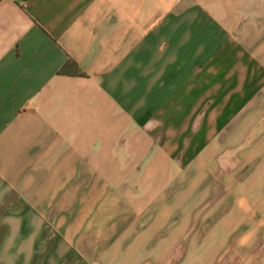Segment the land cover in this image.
Here are the masks:
<instances>
[{
  "label": "crops",
  "instance_id": "0c3cea01",
  "mask_svg": "<svg viewBox=\"0 0 264 264\" xmlns=\"http://www.w3.org/2000/svg\"><path fill=\"white\" fill-rule=\"evenodd\" d=\"M262 3L0 0V264H215L251 234L227 218L208 254L193 237L168 262L200 201L183 190L195 139L257 121L264 19L235 17Z\"/></svg>",
  "mask_w": 264,
  "mask_h": 264
},
{
  "label": "rangeland",
  "instance_id": "374dc122",
  "mask_svg": "<svg viewBox=\"0 0 264 264\" xmlns=\"http://www.w3.org/2000/svg\"><path fill=\"white\" fill-rule=\"evenodd\" d=\"M239 12L235 21L244 26L250 18L264 19V3L258 10H251L250 14ZM246 19L243 22V19ZM249 118L257 120L249 122L246 135L232 139H195V154L189 156L187 161H195V171H184V195L200 199L190 219L184 218L182 227L183 236L178 240L176 249L168 256V262L172 258H178L186 254L192 243L200 248L195 251L199 255L208 254L213 245V227L224 226L225 220L231 226L240 225L245 232L233 234L229 238L224 251L216 256L215 264H256L264 254V236L256 235L251 222H256V208L250 203L256 196L254 182H260L264 174V95L254 101L250 107ZM241 126L240 123L232 124V128ZM215 150V153H209ZM209 151V152H208ZM186 164V162H185ZM263 169V170H262ZM195 181V187H188L186 183ZM168 182H172L170 179ZM176 188L168 187L167 194L172 195ZM178 218V217H177ZM176 220H174L175 222ZM247 223V224H246ZM180 226V218L177 223L168 227V231ZM252 226V227H250ZM207 260V257L206 259Z\"/></svg>",
  "mask_w": 264,
  "mask_h": 264
},
{
  "label": "trees",
  "instance_id": "16d2710c",
  "mask_svg": "<svg viewBox=\"0 0 264 264\" xmlns=\"http://www.w3.org/2000/svg\"><path fill=\"white\" fill-rule=\"evenodd\" d=\"M72 66H75V64L73 62H70L69 64H67V66L62 71L66 72V68L72 67Z\"/></svg>",
  "mask_w": 264,
  "mask_h": 264
}]
</instances>
